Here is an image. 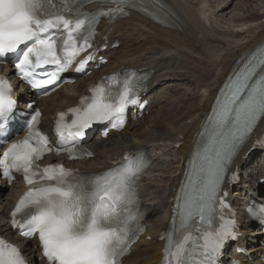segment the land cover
I'll list each match as a JSON object with an SVG mask.
<instances>
[{
  "label": "snow or ice",
  "instance_id": "1",
  "mask_svg": "<svg viewBox=\"0 0 264 264\" xmlns=\"http://www.w3.org/2000/svg\"><path fill=\"white\" fill-rule=\"evenodd\" d=\"M97 2L112 7L88 13L78 0H0V61L14 54L19 75L32 88L47 89L81 53L93 49L98 18L126 15L125 9L138 6L148 11L138 0ZM94 58L89 53L81 59L77 71L83 72ZM50 65L56 66L55 71H38ZM133 75L106 78L90 89L91 95L82 98L78 107L58 114L57 155L63 151L71 159L91 157L92 152L79 146L86 130L105 121L114 128L124 127L126 108L138 103L139 86ZM13 95L12 85L0 77L3 136L16 105ZM40 115L31 114L27 135L0 154V175L11 183L20 174L28 186L10 213L12 227L21 236L38 240L47 264H121L120 258L143 231L142 216L134 206L137 181L149 163L146 153L125 154L115 167L87 176L59 163L40 167L38 161L53 151L48 137L36 127ZM261 118L264 48L229 77L216 101L203 149L181 189L178 222L174 219L161 237L167 241L165 264H218L226 242L236 239L235 213L225 217L229 206L222 185L239 146ZM247 211L264 224V203L253 202ZM0 264L27 262L16 245L0 238Z\"/></svg>",
  "mask_w": 264,
  "mask_h": 264
},
{
  "label": "bare ground",
  "instance_id": "2",
  "mask_svg": "<svg viewBox=\"0 0 264 264\" xmlns=\"http://www.w3.org/2000/svg\"><path fill=\"white\" fill-rule=\"evenodd\" d=\"M154 3L163 6V21L137 11L112 23L103 21L98 45L106 47L100 55L109 59L108 63L50 97L35 99L36 107L43 111L41 127L51 131L57 113L77 104L90 84L102 76L131 70L150 72L144 95L149 104L144 115L130 118L121 132L111 131L105 139L96 136L88 142L94 158L69 163L81 171L95 172L111 166L127 150L143 148L149 155L151 162L142 174L139 191L142 204L150 212L144 221L143 234L123 264L161 261L164 241L159 239L169 224L173 199L195 143L206 129L211 110L229 77L264 45V0H154ZM89 7L93 9L95 4ZM2 71L13 73L9 67H2ZM19 95L22 101L30 96L21 91ZM144 120L147 122L143 126ZM255 132H264V118L257 122ZM247 140L231 162L230 170L239 174L240 182L231 181L233 178L225 182L229 200L239 210L241 226V236L229 256L243 264H264V233L251 229L243 211L252 194L262 193L259 181L264 180V152L254 159L255 139ZM47 160L53 162L54 158ZM23 190L20 182L9 186L0 178V234L18 242L32 264H44L39 260L35 242L19 238L9 224L10 210ZM237 247L247 254L235 252Z\"/></svg>",
  "mask_w": 264,
  "mask_h": 264
},
{
  "label": "rangeland",
  "instance_id": "3",
  "mask_svg": "<svg viewBox=\"0 0 264 264\" xmlns=\"http://www.w3.org/2000/svg\"><path fill=\"white\" fill-rule=\"evenodd\" d=\"M147 116H148V115H147ZM147 121H148V119H147ZM147 121L144 120V122H143V126L149 123V121H148V122H147ZM146 122H147V123H146ZM145 123H146V124H145ZM139 128H140V127H138L137 129L139 130ZM137 129H136V131H137ZM137 132H138V131H137ZM0 203H1V202H0Z\"/></svg>",
  "mask_w": 264,
  "mask_h": 264
}]
</instances>
